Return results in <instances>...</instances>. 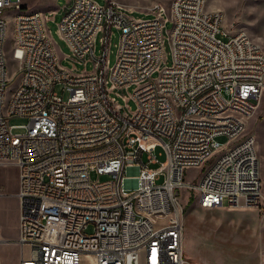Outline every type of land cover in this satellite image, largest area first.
Returning a JSON list of instances; mask_svg holds the SVG:
<instances>
[{"label": "built area", "instance_id": "built-area-1", "mask_svg": "<svg viewBox=\"0 0 264 264\" xmlns=\"http://www.w3.org/2000/svg\"><path fill=\"white\" fill-rule=\"evenodd\" d=\"M204 2L151 5L173 21L172 63L153 79L162 60L160 17L135 19L113 0H68L58 32L73 59H89L92 70L73 74L60 65L42 13L24 10L21 0H0V166L17 167L18 202L17 235L0 242L20 246L17 264H80L81 254L96 264H138L141 251L144 264H193L182 247L183 189L203 208L263 203L253 135L228 146L218 137L231 139L244 128L229 111L247 117L257 110L264 52L245 30L223 29L221 13L204 11ZM6 15L14 76L7 70ZM112 28L119 36L110 64ZM107 82L110 90L142 83L132 93L133 111L116 106ZM12 116L27 121L8 124ZM219 149L198 180L185 181L186 167ZM91 172L106 178L92 179ZM154 215L166 218L154 223Z\"/></svg>", "mask_w": 264, "mask_h": 264}, {"label": "rangeland", "instance_id": "rangeland-1", "mask_svg": "<svg viewBox=\"0 0 264 264\" xmlns=\"http://www.w3.org/2000/svg\"><path fill=\"white\" fill-rule=\"evenodd\" d=\"M68 0H21L25 6L24 10L40 11L45 19V26L53 47L58 55L60 65L73 74L91 72L89 59L87 62L74 60L71 49L65 43L58 32V21L63 13V7ZM98 3H105V0H94ZM125 5V10L133 18H150L158 16L161 20V47L162 60L158 69L152 74L157 79L159 70L162 67L171 65V40L170 33L173 26L171 14L152 11L151 5L155 2L167 8L170 0H113ZM203 10L206 12L219 11L222 15L221 27L228 32L238 29L245 30L250 37L260 44L264 52V0H205ZM7 21V46L6 59L7 70L10 76L16 75L18 63L12 56V18L5 16ZM119 33L115 28L111 29L108 60L112 64L115 59V52L118 43ZM222 39L226 36L219 35ZM102 44V33L98 30L94 37V52L97 53ZM264 81V80H263ZM16 76L12 84L7 88L6 101L11 96V89L16 86ZM142 83H131L121 90H110L107 82L108 96L113 98L117 107H123L127 112L135 108L132 93ZM59 93L60 87L56 88ZM63 98L67 92L62 93ZM4 114L7 115L4 110ZM231 116H238L243 119L244 128L237 136L227 139L219 136L218 140L223 146H228L244 136L252 134L256 144V154L259 162L260 182L264 186V86L258 102L257 110L250 116L242 117L240 114L229 111ZM27 121L25 117L12 116L7 123L12 125L23 124ZM21 131V128L14 127V132ZM222 149V148H221ZM221 149L214 151L196 166L186 167L184 170L185 181L192 183L199 179L200 174L205 171L209 163ZM155 154L159 160L165 158L162 146H157ZM92 179H104L105 175L90 173ZM17 190V167L14 165L0 166V239L13 240L17 235L18 225V202L15 197ZM185 190L180 196L183 207V252L193 264H264V201L259 206L234 205L225 207L203 208L197 204L194 195ZM131 192V189L129 190ZM195 193V192H194ZM264 193V188H263ZM166 216H151L154 223L164 221ZM91 227L86 231L89 232ZM20 246L11 242H0L1 264H17L20 257ZM29 247L22 248V254L27 256ZM143 251L139 252V263L143 262ZM80 264H96L86 254H81Z\"/></svg>", "mask_w": 264, "mask_h": 264}, {"label": "crops", "instance_id": "crops-1", "mask_svg": "<svg viewBox=\"0 0 264 264\" xmlns=\"http://www.w3.org/2000/svg\"><path fill=\"white\" fill-rule=\"evenodd\" d=\"M257 151V150H256ZM258 167H259V162H258ZM259 176H260V172H259ZM226 205H223V206H219V207H225Z\"/></svg>", "mask_w": 264, "mask_h": 264}]
</instances>
